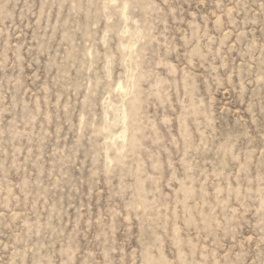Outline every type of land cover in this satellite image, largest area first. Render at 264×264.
I'll return each mask as SVG.
<instances>
[{"label":"rangeland","instance_id":"rangeland-1","mask_svg":"<svg viewBox=\"0 0 264 264\" xmlns=\"http://www.w3.org/2000/svg\"><path fill=\"white\" fill-rule=\"evenodd\" d=\"M152 3L0 0V264L261 258L258 9Z\"/></svg>","mask_w":264,"mask_h":264},{"label":"clouds","instance_id":"clouds-1","mask_svg":"<svg viewBox=\"0 0 264 264\" xmlns=\"http://www.w3.org/2000/svg\"><path fill=\"white\" fill-rule=\"evenodd\" d=\"M171 0H153V3L151 4V7L155 9L157 13L161 15V17L164 16L166 12V8L170 5ZM201 3H210L215 6V8L222 14V15H227L229 19L235 23L234 20H232V15L235 12H243V13H248V12H253V9L256 8L258 9V17L256 16V13L253 12V16H245L244 21L246 23H252L255 24L257 22V18L259 21L264 24V0H201ZM231 3L233 7L229 10L227 5ZM215 14V13H213ZM255 17V18H254ZM261 63H262V72L261 75L264 76V49H261ZM169 79L171 78V73L167 74ZM166 103L168 102L167 100L165 101ZM199 131V130H197ZM201 145H203L205 148L209 147V144H206L205 141L202 139L201 140ZM215 150L219 154L220 152L224 151V144L221 143L219 147H216ZM151 207L148 205L140 204L139 207L136 206L135 203L129 205V210L130 211H136L140 212L141 209L147 214L149 211L153 210L156 208L155 204H151L149 202ZM261 224L264 225V221H261ZM261 231H264V227H261ZM131 240H135V234L131 235ZM129 247H131V242H129ZM137 248H139V245H137ZM26 251V250H25ZM251 252V249H249ZM255 252H251V256L249 257V264H264V249L261 251V258L258 260H254L251 257L255 256ZM18 264H24L23 258L18 262ZM29 264H45L44 261H29ZM64 264H73L71 260H66L64 261ZM130 264H136V260H132ZM231 264H239L238 260L237 261H232Z\"/></svg>","mask_w":264,"mask_h":264}]
</instances>
